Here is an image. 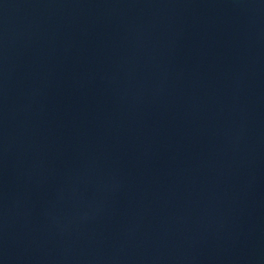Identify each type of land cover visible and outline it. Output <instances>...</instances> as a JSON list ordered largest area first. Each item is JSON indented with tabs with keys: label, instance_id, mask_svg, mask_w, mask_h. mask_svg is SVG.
Masks as SVG:
<instances>
[{
	"label": "water",
	"instance_id": "obj_1",
	"mask_svg": "<svg viewBox=\"0 0 264 264\" xmlns=\"http://www.w3.org/2000/svg\"><path fill=\"white\" fill-rule=\"evenodd\" d=\"M0 264H264V0H0Z\"/></svg>",
	"mask_w": 264,
	"mask_h": 264
}]
</instances>
